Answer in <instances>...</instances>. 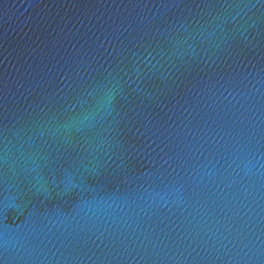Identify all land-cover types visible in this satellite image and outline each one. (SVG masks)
Wrapping results in <instances>:
<instances>
[{
    "label": "water",
    "instance_id": "95a60500",
    "mask_svg": "<svg viewBox=\"0 0 264 264\" xmlns=\"http://www.w3.org/2000/svg\"><path fill=\"white\" fill-rule=\"evenodd\" d=\"M0 264H264V0H0Z\"/></svg>",
    "mask_w": 264,
    "mask_h": 264
}]
</instances>
